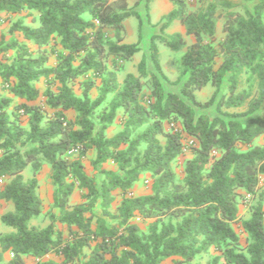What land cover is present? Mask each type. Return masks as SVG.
<instances>
[{
    "label": "trees",
    "instance_id": "obj_1",
    "mask_svg": "<svg viewBox=\"0 0 264 264\" xmlns=\"http://www.w3.org/2000/svg\"><path fill=\"white\" fill-rule=\"evenodd\" d=\"M188 1L173 0L160 33L150 37L139 74L120 82L117 71L141 50L144 38L143 17L128 0H0V12H38L37 26L18 21L11 28L25 41L42 47L56 39L60 46L52 50V65L49 55H35L17 39L0 46V53L14 50L10 61H0L2 89L8 91L0 92V178L8 179L0 200L13 205L0 217L13 229L0 233V264H28L30 256L36 264H200L196 257L211 249L220 253L221 264H264L262 199L245 218L238 201L240 190L255 195L264 175V146L253 145L264 135V0L251 6L198 0L205 3L199 9H190ZM131 17L138 19V40L126 43ZM220 20L223 37L217 40ZM175 21L192 41L180 32L163 35ZM161 43L183 51L171 60L180 68L175 83L182 82L181 93L163 89ZM228 74L229 93L217 100ZM244 75L247 85L240 88ZM41 79L44 90L37 85ZM208 84L215 91L201 102L196 92ZM213 105L226 118L195 111ZM242 106L241 112L224 111ZM120 114L122 128L109 135ZM166 123H176L177 130H166ZM184 137L194 139L193 154L178 182L173 163ZM90 151L97 176L85 169ZM108 162L116 169L105 167ZM45 164L52 209L46 212L50 222L38 226L32 220L44 213L38 175ZM28 167L33 176L26 178ZM147 174L151 192L133 195L134 184ZM76 190L81 200L72 202ZM116 193L121 201L111 210ZM136 215L153 220L146 232L133 222ZM235 221L247 235L245 245ZM49 254L61 259H43Z\"/></svg>",
    "mask_w": 264,
    "mask_h": 264
},
{
    "label": "rangeland",
    "instance_id": "obj_2",
    "mask_svg": "<svg viewBox=\"0 0 264 264\" xmlns=\"http://www.w3.org/2000/svg\"><path fill=\"white\" fill-rule=\"evenodd\" d=\"M234 1H240L246 5L251 6L252 0H234ZM129 5L133 6L135 10H137L143 17L144 20V27H143V34L144 38L141 44V50L134 55V57L125 62L123 69L118 70V77L119 81L123 82L125 76L128 73H134V74H139L138 72V64L142 58L143 55H148L149 53V41L150 37L153 34H159V22L161 21L162 17L165 16L167 13H169L174 7L175 4L173 0H128ZM189 8L190 9H199L202 6H204V2H200L198 0H189ZM33 18H38V12L36 11H24L22 13H7V12H0V46H4L6 42H10L13 39H17L20 42L26 43L29 48L33 51L35 55L39 54H46L49 55V62L48 65H52L55 63V56L52 53L53 48H59L60 46L57 45L56 39L52 40L50 44L39 47L37 44L29 41H25L22 37V34L20 31H12L11 28L14 23L18 21H22L25 24H28L30 26H37L38 22L33 21ZM126 30H125V39L124 41L127 42H136L138 40V19L136 17H131L128 20H126ZM222 27V20L218 22V31H217V40L221 39L223 37V33L221 30ZM181 28L180 22L175 21L164 33L163 35L167 37H171L173 34L178 32V30ZM107 35L109 38L115 39V32L112 29L107 30ZM191 37H188V41H191ZM183 51H178L174 52L172 51L168 46L164 44H160V55H161V62H162V74H159L160 81L162 83L163 89L165 91H175L178 93H181V85L182 82L179 84H176L175 81L179 75L180 68H178V64L171 63V60H176ZM14 54V50L10 49L7 51H4L0 53V61L6 62L10 61ZM111 65V61L109 62ZM149 68L152 69V65H149ZM163 75V76H162ZM246 76H242V82H241V87L244 88L247 84L245 82ZM73 86L76 90L77 93L81 92L80 83L78 81L72 82ZM37 85L41 88V90H44L45 88V83L44 79H41L40 81L37 82ZM229 74L225 77L224 83L219 91L217 100L222 96V95H227L229 93ZM215 91V87L212 86L211 84H208L205 88H203L200 91L196 92L197 99L200 100L201 102H205L208 100L212 94ZM0 92L1 94H8L7 89H2V84L0 85ZM144 95L145 98H147L150 95V88L148 86V83H145L144 86ZM92 96L97 95V90L94 89L92 91ZM15 102L18 101L17 98L13 99ZM41 103L44 101V98H41L39 100ZM246 109L245 106L242 107H231V108H224V111H229V112H241ZM195 111L197 114L200 113H206L210 117H222L226 118L222 113L218 112L216 109V106L213 105L209 108H206L202 110V108H195ZM73 112L69 113V116H73ZM121 114L119 115L118 119L115 121L113 128L110 130L109 135H113L117 131H119L122 128V121H121ZM166 130H170V123H166L165 125ZM190 140L192 138L190 137H184V149L182 153L178 156V158L174 161L173 166L176 172L177 176V181L182 182L183 176H184V166L186 163V160L188 157H190L193 154L191 145L194 144ZM253 145H260L264 146V135L258 137L254 142ZM214 153L216 155L220 154V150H215ZM71 158L76 157V154H70ZM90 158V157H89ZM85 169L90 175L97 176V171L94 170L93 166L90 163V159L85 160ZM107 168H110L108 164H106ZM24 176L26 178L32 177L33 172L31 170V167H28L24 171ZM39 180H40V186L38 189V192L40 196L43 199V210L44 213L37 219H33L32 223L36 224L38 226H46L50 220L49 217L47 216L46 212L52 209V192H53V186L50 180V167L48 164H45L42 168V170L39 173ZM8 179L7 178H0V189L2 186L6 183ZM141 192L145 193L150 191L151 189V184L152 180L149 174L145 175L144 177L141 178ZM80 193H76V197H81ZM263 196V198H260V196ZM262 199L263 206H264V175L261 176L259 188L256 192L255 195H253L250 199L247 197V193L245 191H241L238 201H239V214L241 218L248 217L251 212L252 206L257 204V202ZM121 201L120 195L116 193V200L111 208V210H115L117 204ZM10 210H13V205L10 202H7L5 200H0V216L3 213H6ZM97 214H101V208L98 205L95 209ZM152 219H146L140 215H136L133 218V222L137 223L140 227V229L143 232H146L148 230L149 224L152 222ZM233 226L238 232L240 239H241V244L245 245L246 244V239L247 235L244 232L241 223L238 221L233 222ZM13 229L4 225L0 221V233H8L11 232ZM37 258L34 257H28L27 262L28 264H36ZM196 263L200 264H221L223 260L220 257V253L215 251L214 249L209 250L208 252L201 253L199 254L196 259L194 260ZM165 264H173L172 259H168Z\"/></svg>",
    "mask_w": 264,
    "mask_h": 264
},
{
    "label": "crops",
    "instance_id": "obj_3",
    "mask_svg": "<svg viewBox=\"0 0 264 264\" xmlns=\"http://www.w3.org/2000/svg\"><path fill=\"white\" fill-rule=\"evenodd\" d=\"M181 25V24H180ZM125 26H126V23H125ZM107 30H109V29H107ZM106 30V31H107ZM178 32H180V33H182L183 35H185V38L186 39H188V36H186V29H185V27L183 26V25H181V28L178 30ZM23 37V36H22ZM125 39V38H124ZM191 41H192V39H191ZM124 42H126V43H133V42H127V41H124ZM2 84V78L0 77V85ZM70 112H72V111H69L68 113H70ZM75 153V152H74ZM94 156V151H90V153L88 154V157H90V158H92ZM89 158V159H90ZM106 164H108L109 166H110V168H112V169H116V166H115V164L114 163H112V162H108V163H106ZM106 164H105V167H106ZM39 177V176H38ZM141 181H139V182H137V183H135L134 184V186H133V188H132V194L133 195H135V196H140V195H145V194H148V193H150L151 192V189H150V191H148V193L146 192L145 193V191L144 192H141ZM240 191H243V190H240ZM76 193H80V191L79 190H76L75 192H74V194L72 195V197H71V201L72 202H78V201H80L81 200V198H79V197H76L75 195H76ZM1 217V216H0ZM1 221V220H0ZM11 256H12V254H8V256H7V258H11ZM43 259H55V260H60L61 258L59 257V256H56V255H54V254H49V255H47V256H45Z\"/></svg>",
    "mask_w": 264,
    "mask_h": 264
},
{
    "label": "built area",
    "instance_id": "obj_4",
    "mask_svg": "<svg viewBox=\"0 0 264 264\" xmlns=\"http://www.w3.org/2000/svg\"><path fill=\"white\" fill-rule=\"evenodd\" d=\"M170 127L173 128L174 130H177V125L176 123H171ZM192 143L194 142V139L190 140ZM247 197L250 199L252 197L251 194H247Z\"/></svg>",
    "mask_w": 264,
    "mask_h": 264
}]
</instances>
